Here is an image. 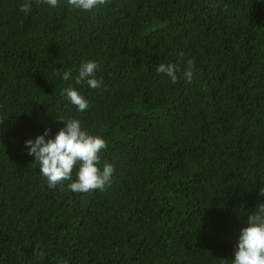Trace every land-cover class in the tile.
<instances>
[{"label":"trees","instance_id":"trees-1","mask_svg":"<svg viewBox=\"0 0 264 264\" xmlns=\"http://www.w3.org/2000/svg\"><path fill=\"white\" fill-rule=\"evenodd\" d=\"M23 2L0 0V264H231L264 204V0ZM88 61L99 88L75 83ZM60 118L106 141V190L72 192L79 166L49 188L26 141Z\"/></svg>","mask_w":264,"mask_h":264},{"label":"clouds","instance_id":"clouds-1","mask_svg":"<svg viewBox=\"0 0 264 264\" xmlns=\"http://www.w3.org/2000/svg\"><path fill=\"white\" fill-rule=\"evenodd\" d=\"M67 2L72 9L93 12L105 5L108 0H67ZM58 3L59 0H35L37 6L48 4L57 7ZM32 4L33 0H24L20 10L27 14L31 11ZM224 9L227 10V5ZM179 56L183 58L184 53H179ZM193 67L194 60L189 59L183 72L185 80L189 83L193 80ZM97 69V62H83L75 83L79 85L86 81L92 89L99 88L102 85V79L95 78ZM179 71V67L174 64L161 63L156 68L157 74L167 75L173 84L177 83ZM71 78V72L64 71L63 79L68 81ZM62 95L80 112L89 108V102L71 86L64 89ZM58 120L66 123V127L62 128L54 139L46 140V137L50 135L49 129L35 140L26 141L28 155L35 158L34 164H39L40 173L47 179L49 188L55 189L57 186H62L64 181H71L74 168L79 166L76 173L77 180L68 184L72 192L89 193L95 190H106V187L111 185L114 173V166L111 164H105L103 170L98 167L99 153L107 148L106 141L82 129L77 119L65 121L60 118ZM260 194L264 196V188L260 189ZM237 249L231 264H264V204H260L257 210L250 214L248 226L241 229ZM60 264H66V262L61 260Z\"/></svg>","mask_w":264,"mask_h":264}]
</instances>
